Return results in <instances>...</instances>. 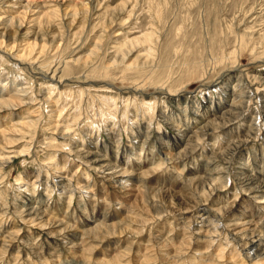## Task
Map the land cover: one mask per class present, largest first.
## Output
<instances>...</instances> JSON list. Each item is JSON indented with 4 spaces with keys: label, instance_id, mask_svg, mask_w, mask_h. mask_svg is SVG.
Returning <instances> with one entry per match:
<instances>
[{
    "label": "rangeland",
    "instance_id": "obj_1",
    "mask_svg": "<svg viewBox=\"0 0 264 264\" xmlns=\"http://www.w3.org/2000/svg\"><path fill=\"white\" fill-rule=\"evenodd\" d=\"M263 58L264 0H0V264H264Z\"/></svg>",
    "mask_w": 264,
    "mask_h": 264
},
{
    "label": "bare ground",
    "instance_id": "obj_2",
    "mask_svg": "<svg viewBox=\"0 0 264 264\" xmlns=\"http://www.w3.org/2000/svg\"><path fill=\"white\" fill-rule=\"evenodd\" d=\"M55 6V7H54ZM54 6H52V5H46V7L41 11L42 12V15L41 16H39V18H40V21L42 22V20L44 21V20H46V23L47 22H49V20L51 21L50 23H52V19H53V13H57V12H59L58 11V5H54ZM30 9V10H29ZM26 11H31V8L30 7H27V10ZM26 15L24 14V15H17V16H12V17H10V18H8V19H2V20H4V24L7 26V31H8V29L9 28H11V27H14V26H16L17 28L19 27V30H20V28L21 27H23L24 26V22L26 21ZM55 21V20H54ZM16 33H17V31H15ZM246 36V35H245ZM250 36V35H249ZM14 37V36H13ZM15 37H16V34H15ZM14 37V38H15ZM256 39V38H255ZM5 40L6 39H4V41H3V43H5ZM15 40V39H14ZM15 43V42H14ZM13 43V46L11 47V48H7L9 51L10 50H12L13 48H15V44ZM122 45H124V44H122ZM9 46H11V43H7V46L6 47H9ZM122 51H125L124 50V47L122 48ZM30 56H32V59H33V61L31 62V63H36V59H38V57H34L33 58V56H34V53L33 52H29V54H27V50H25V52H23L22 54H21V57H23V58H25V59H31V57ZM88 59V58H87ZM86 59V60H87ZM264 59V58H263ZM78 61H80V60H78ZM85 64H87V62L85 63ZM235 77V76H234ZM56 78V77H55ZM228 79V78H227ZM260 79V78H259ZM55 80H57V79H55ZM52 81V80H51ZM239 81V80H238ZM240 85H243V84H240ZM235 86V85H234ZM237 86V85H236ZM234 88V87H233ZM232 87H231V89H233ZM234 90H235V88H234ZM233 90V91H234ZM238 90V89H237ZM255 90H257V89H255ZM240 91L242 92L243 90H241L240 89ZM26 92L27 93H25V96H27V94L28 93H30L28 90H26ZM2 93V92H1ZM31 93H33L34 94V92L32 91ZM234 94V93H233ZM242 94V93H241ZM244 94V93H243ZM242 94V96H245V95H243ZM8 95V94H7ZM238 95V94H237ZM250 95V94H249ZM10 96V97H9ZM8 97L9 98H4L3 100H4V103L5 104H1V105H3V106H6V108L8 107V106H15L16 104H17V102L19 103V104H23V103H21V101H22V99L20 98L21 96H19V98L18 97H16V94H14V95H9ZM236 96V95H235ZM239 97H240V95H238ZM237 97V96H236ZM251 97V96H250ZM32 99V98H31ZM238 99V98H237ZM175 100V99H174ZM232 100V99H231ZM235 100H236V98H235ZM144 101V103L146 102L145 101V99L143 100ZM243 101H245V100H243ZM242 100H241V103L243 102ZM232 102H233V100H232ZM235 102V101H234ZM233 102V103H234ZM236 103V102H235ZM240 102H238V104H239ZM240 103V104H241ZM19 104H17V105H19ZM232 104V103H231ZM16 105V106H17ZM237 105V104H236ZM236 105H235V107H236ZM212 106H214L213 104L212 105H208L207 107H212ZM216 106V105H215ZM226 106H231L228 110H225V111H223V117H225V116H229L231 113H233L234 111V105H224V106H218L217 108H215V109H212V110H209L208 111V113H207V115H206V117L205 118H203L202 117V119H203V121H204V123L202 124V126L200 127V128H202V129H209V128H212V127H214V125L212 124V121L215 119V118H212V119H210L209 120V118L212 116V115H215L216 114V112H218V111H221V110H223L222 108H224V107H226ZM241 106V105H240ZM5 108V107H4ZM233 111V112H232ZM144 112H145V110H144ZM149 114V113H148ZM227 116V117H228ZM167 117V116H166ZM217 118H220V116H216ZM220 118V119H223V120H227V117L226 118ZM238 117V116H237ZM172 118V117H171ZM231 119V118H230ZM224 121V122H225ZM228 121V120H227ZM33 123V120H31V121H26V122H23L24 124L25 123H27V125L28 124H30V123ZM167 123H168V121H166ZM233 122V120H229L228 122H226L227 123V125H226V127L227 126H229V124L230 123H232ZM226 123H223V124H226ZM192 124V123H191ZM253 124V123H252ZM32 125V124H31ZM244 125V124H243ZM249 125V124H248ZM241 127V126H240ZM216 128V127H215ZM219 128V127H218ZM229 128V127H228ZM241 128H243V127H241ZM249 128V127H248ZM68 129H69V127H67V131H68ZM234 129V128H233ZM232 129V130H233ZM238 129V128H237ZM252 129H253V127H252ZM66 131V132H67ZM231 131V130H230ZM250 131V130H249ZM5 131H2V133L0 132V134H3ZM201 132V131H200ZM232 132V131H231ZM197 133H199V132H197ZM203 133V132H202ZM240 133V132H239ZM249 133V132H248ZM252 133V132H251ZM183 134V133H182ZM196 134V133H195ZM195 134L194 135H191V136H189L190 137V139L193 137V136H195ZM228 134V133H227ZM65 135V134H64ZM184 135V134H183ZM183 135H181V136H183ZM199 135V134H198ZM248 134H246V136H247ZM188 137V138H189ZM233 137V136H232ZM239 137V136H238ZM177 138V137H176ZM176 138H175V140H176ZM182 137H180L179 136V138H177V140H176V142H175V144L176 145H179V144H186V143H189L188 142V140L184 137L183 139H181ZM201 138V135L200 136H196L195 138L193 137V139H200ZM192 139V140H193ZM173 140V139H172ZM230 140V139H229ZM233 141H229V142H227L229 145H227V146H229L230 147V145H235L237 148H239L240 147V145H241V143H243V142H246V140L244 139V141H243V139H239V138H236V140H234V139H232ZM187 141V142H186ZM190 141V140H189ZM194 141V140H193ZM218 141V140H217ZM216 142V141H215ZM217 143V142H216ZM215 143V144H216ZM172 144V143H171ZM190 144V143H189ZM189 144H187V146L189 145ZM183 145V146H184ZM213 146H214V144H213ZM179 147H180V145H179ZM186 147V146H185ZM232 147V146H231ZM226 148V147H225ZM227 149V148H226ZM232 149V148H231ZM102 150H104V149H102ZM85 151V150H84ZM84 151H76L77 153H79V157L81 158V159H83L85 162H87L89 165H92L93 166V170H96L97 172H101V173H105V172H107L109 169L110 170H112V169H114V167H115V165L114 164H112V163H110L111 162V160H109L108 159V157L106 156V155H104V154H102V153H100V152H98L97 150L96 151H91V152H84ZM225 151V150H224ZM216 153V152H215ZM107 154V153H106ZM222 154V153H221ZM15 156V155H14ZM13 156V157H14ZM106 156V157H105ZM168 157V156H167ZM1 158H3V159H5V160H9L10 159V157H1ZM12 158V157H11ZM255 158V157H254ZM49 159H51V158H49ZM168 159H169V157H168ZM248 159V158H247ZM250 159V158H249ZM250 161V160H249ZM4 162V161H3ZM0 163H2L1 161H0ZM244 163H246L245 161H244ZM66 164H68V163H66ZM256 163H254V165H255ZM242 165V164H241ZM252 166V165H251ZM256 166V165H255ZM239 167V166H238ZM244 167V166H243ZM243 167H239V168H243ZM115 168H117V167H115ZM246 168H248V167H246ZM251 169V168H250ZM249 170V169H248ZM252 170H253V168H252ZM259 171V170H258ZM131 172V171H130ZM262 172V171H261ZM112 173L115 175L114 177H113V175H112V177L110 176V180H112V181H114V182H120L121 181V176H124L123 174H124V172H122V175H120V173L119 172H117V173H114L113 171H112ZM111 174V173H110ZM131 174V173H130ZM209 174V173H208ZM243 174V173H242ZM210 175H211V173H210ZM201 176V175H200ZM208 177H210L209 175H208ZM217 177V176H216ZM63 178V177H62ZM205 178V177H204ZM208 180L209 179H212V178H207ZM217 179V178H216ZM241 179L243 180V181H245V182H249V181H256L255 179H253V177H251V175L250 176H244L243 175V177H241ZM66 179L64 178L62 181H65ZM218 180H220V179H218ZM44 181V180H43ZM67 181V180H66ZM126 181V180H125ZM205 181V180H204ZM211 182H213V181H211ZM263 182V181H262ZM264 183V182H263ZM205 184V183H204ZM213 185H214V183H212ZM211 184V185H212ZM250 184V183H249ZM103 185V184H102ZM264 185H262V183L258 186H256V187H263ZM221 188H222V186H220ZM256 187H254V188H256ZM250 188V187H249ZM248 188V189H249ZM251 188H252V186H251ZM249 190H251V189H249ZM255 191H256V189H254ZM254 191V192H255ZM258 192V191H257ZM257 196V195H256ZM235 202V201H234ZM27 204V203H26ZM219 207V206H218ZM221 208V207H220ZM222 209V208H221ZM224 210H225V208H224ZM226 210H227V208H226ZM217 211V210H216ZM45 211L43 210V209H41L40 207H34V206H27L26 208H25V214L29 217V220H36V219H42V218H47V215H46V213H44ZM216 213V212H215ZM211 214V213H210ZM215 215V214H214ZM243 215V214H242ZM242 215H240V216H242ZM204 216V215H203ZM249 216V215H248ZM236 217V216H235ZM31 218V219H30ZM49 218V217H48ZM31 220V221H32ZM45 220V219H44ZM50 220H52V219H50ZM247 221V220H246ZM209 222V221H208ZM239 222H242V221H239ZM86 224H88V223H86ZM249 224V223H248ZM256 231V230H255ZM29 234H32V233H29ZM30 236V235H29ZM29 238V237H28ZM257 240V239H256ZM29 243V242H28ZM250 243H252L251 244V247H256L255 245H254V243H255V241H253V242H250ZM34 244V243H33ZM32 244V245H33ZM31 245V246H32ZM246 247V246H245ZM259 247V246H258ZM36 248V247H35ZM38 249V248H37ZM253 249V248H252ZM261 249H263V248H261ZM260 249V250H261ZM40 250V249H39ZM246 250V249H245ZM259 250V249H258ZM264 250V249H263ZM254 252V251H253ZM256 252V251H255ZM258 252V251H257ZM236 254V253H235ZM254 254V253H253ZM261 254H263V252L261 253ZM260 254V255H261ZM237 255V254H236ZM259 255V254H258ZM249 256V255H248ZM254 256V255H253ZM259 257V256H258ZM263 257H264V254H263ZM251 258H253V257H251ZM262 259V258H261ZM248 260V259H247ZM253 260V259H252Z\"/></svg>",
    "mask_w": 264,
    "mask_h": 264
}]
</instances>
